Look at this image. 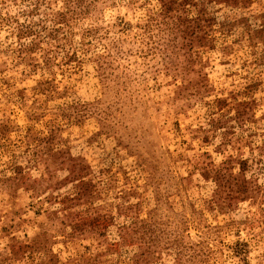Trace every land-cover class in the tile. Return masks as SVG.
Instances as JSON below:
<instances>
[{
    "label": "rangeland",
    "instance_id": "1",
    "mask_svg": "<svg viewBox=\"0 0 264 264\" xmlns=\"http://www.w3.org/2000/svg\"><path fill=\"white\" fill-rule=\"evenodd\" d=\"M0 264H264V0H0Z\"/></svg>",
    "mask_w": 264,
    "mask_h": 264
}]
</instances>
